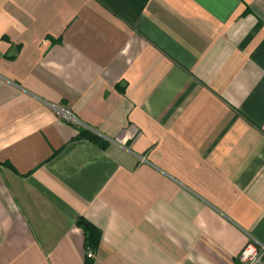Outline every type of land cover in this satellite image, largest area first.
<instances>
[{"label":"crops","instance_id":"1","mask_svg":"<svg viewBox=\"0 0 264 264\" xmlns=\"http://www.w3.org/2000/svg\"><path fill=\"white\" fill-rule=\"evenodd\" d=\"M249 239L264 0H0V264H237Z\"/></svg>","mask_w":264,"mask_h":264},{"label":"built area","instance_id":"2","mask_svg":"<svg viewBox=\"0 0 264 264\" xmlns=\"http://www.w3.org/2000/svg\"><path fill=\"white\" fill-rule=\"evenodd\" d=\"M57 113L60 118L69 124H78L77 118L65 107H58ZM88 258H92L93 254L89 252ZM237 264H264V242H257L249 239L243 249L236 257Z\"/></svg>","mask_w":264,"mask_h":264},{"label":"trees","instance_id":"3","mask_svg":"<svg viewBox=\"0 0 264 264\" xmlns=\"http://www.w3.org/2000/svg\"><path fill=\"white\" fill-rule=\"evenodd\" d=\"M74 125V124H73ZM78 130V137L79 138H85L90 140L93 143L102 144V141H100L96 136H94L92 133L87 131L86 129H83L82 127L78 125H74ZM103 147V144H102ZM76 225L79 226L82 231L84 232L85 236V250L86 251H93L100 240V230L93 227L91 224H89L86 220L82 218H78L76 220ZM93 249V250H92ZM83 264H92V259L88 258L87 255L85 256L84 263Z\"/></svg>","mask_w":264,"mask_h":264}]
</instances>
